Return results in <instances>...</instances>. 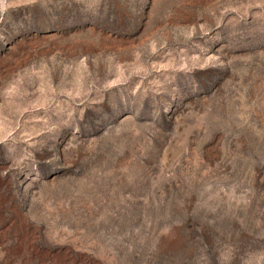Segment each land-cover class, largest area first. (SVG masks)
<instances>
[{
	"label": "rangeland",
	"instance_id": "obj_1",
	"mask_svg": "<svg viewBox=\"0 0 264 264\" xmlns=\"http://www.w3.org/2000/svg\"><path fill=\"white\" fill-rule=\"evenodd\" d=\"M0 264H264V0H0Z\"/></svg>",
	"mask_w": 264,
	"mask_h": 264
}]
</instances>
